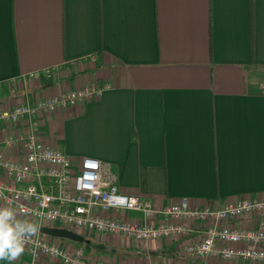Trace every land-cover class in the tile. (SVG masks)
Returning a JSON list of instances; mask_svg holds the SVG:
<instances>
[{
  "label": "crops",
  "instance_id": "obj_1",
  "mask_svg": "<svg viewBox=\"0 0 264 264\" xmlns=\"http://www.w3.org/2000/svg\"><path fill=\"white\" fill-rule=\"evenodd\" d=\"M46 68L50 77L29 76ZM263 82L264 0H0V111L107 85L96 99L48 113L44 133L74 162L109 167L121 192L157 205L216 208L264 195ZM22 129L0 120L7 157L23 155L4 144ZM190 228L151 241L87 234L102 243L89 250L75 243L90 262L253 264L189 258L184 245L203 225ZM13 264H29L27 254Z\"/></svg>",
  "mask_w": 264,
  "mask_h": 264
},
{
  "label": "built area",
  "instance_id": "obj_2",
  "mask_svg": "<svg viewBox=\"0 0 264 264\" xmlns=\"http://www.w3.org/2000/svg\"><path fill=\"white\" fill-rule=\"evenodd\" d=\"M43 75L50 77L52 70L42 69L29 76ZM106 87L92 84L51 96L37 94L34 103L0 111V120L24 128L4 138L7 148L21 145L24 153L10 158L0 151V200L38 226L25 244L28 263L118 264L90 262L84 246L45 237L43 226L59 224L57 227L83 236L106 233L151 241L186 236L192 222L203 229L201 236L184 245L189 258L264 263V195L238 198L216 208L186 202L157 205L141 194L121 192L118 175L98 159L84 157L74 162L53 145L43 130L46 115L96 99ZM129 211L142 213L143 219L126 218ZM251 215L260 216L256 227L229 224L230 219Z\"/></svg>",
  "mask_w": 264,
  "mask_h": 264
},
{
  "label": "clouds",
  "instance_id": "obj_3",
  "mask_svg": "<svg viewBox=\"0 0 264 264\" xmlns=\"http://www.w3.org/2000/svg\"><path fill=\"white\" fill-rule=\"evenodd\" d=\"M37 231L38 226L18 218L14 208H0V264H13L24 253L26 241Z\"/></svg>",
  "mask_w": 264,
  "mask_h": 264
},
{
  "label": "water",
  "instance_id": "obj_4",
  "mask_svg": "<svg viewBox=\"0 0 264 264\" xmlns=\"http://www.w3.org/2000/svg\"><path fill=\"white\" fill-rule=\"evenodd\" d=\"M43 234L56 237V238H66L68 240L88 244L90 241L86 239L83 235L77 234L69 229L62 227L53 226H43L41 228Z\"/></svg>",
  "mask_w": 264,
  "mask_h": 264
},
{
  "label": "rangeland",
  "instance_id": "obj_5",
  "mask_svg": "<svg viewBox=\"0 0 264 264\" xmlns=\"http://www.w3.org/2000/svg\"><path fill=\"white\" fill-rule=\"evenodd\" d=\"M56 225H57V226H61V225H59V224H56ZM42 235L45 236V237L48 236V235H46V234H42ZM49 237L54 238V237H52V236H49ZM58 239L61 240V242H67V241H68V239H66V238H58ZM88 239L90 240V243H88V244L80 243V244L84 245V246L86 247L87 250H89L90 247H97V248H99L100 245L102 244L101 242L96 241L94 238H88Z\"/></svg>",
  "mask_w": 264,
  "mask_h": 264
}]
</instances>
